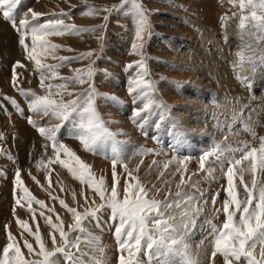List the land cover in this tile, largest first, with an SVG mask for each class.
<instances>
[{"label": "rangeland", "instance_id": "rangeland-1", "mask_svg": "<svg viewBox=\"0 0 264 264\" xmlns=\"http://www.w3.org/2000/svg\"><path fill=\"white\" fill-rule=\"evenodd\" d=\"M136 2L146 11L148 18L149 26L141 34L142 39L136 36L138 17L130 0H20L14 12L17 25L24 18L31 25L55 19H62L65 25H75V29H66L62 35L46 37L49 44L59 47L47 51L37 49L41 64L56 66L51 69H38L35 61L27 58V52L19 44L20 33L0 14V259L3 248L10 242L8 231L16 237L26 259H38L24 247L23 242L27 240L38 251L34 236L19 226L18 218L26 221L33 232L38 224L39 232L51 250L53 229L46 223L45 216L52 217L53 223L62 220L66 232H70L74 223L72 214L61 206L60 200L81 213L101 203L87 184L81 183L56 162L53 142L41 135L40 127L57 129V143L71 149L90 166L96 177L104 176L111 188V143L87 151L74 136L73 118L63 121L51 113L44 115L30 107L36 97L50 96L65 102L77 97L83 100L87 90L94 85L96 111L109 131L116 134V140L121 142L123 163L118 162L116 166L121 193L127 179L123 164H127L133 176L150 190L151 198L175 202L178 192L195 197L202 211L193 214L195 223L187 229L185 239L189 250L200 264H224L220 254L214 261L210 260L212 230L207 221L217 227L224 222L223 211L217 213L215 209H222L227 199L228 182L214 157L205 161V169H215L212 173L214 179H209L206 171L200 169V158L211 150L214 142L233 147L247 142L250 147L259 148L260 137H264V32L258 31L251 20L246 21L245 28L241 29V18L250 17L253 9H241L239 0ZM89 7L108 11L85 15ZM33 11L42 15L33 19ZM256 11L257 15H264L259 9ZM26 43L31 47L30 36ZM133 44L137 49H133ZM194 45L197 48H193ZM7 47L11 50L5 52ZM87 53L91 55L85 56ZM141 61L144 68L139 66ZM17 62L23 67L17 66ZM198 63L204 64L203 68ZM89 68L93 69L90 78L86 75ZM196 68L199 69L197 72ZM78 75L86 82L81 84L75 80ZM137 80L150 82L151 87L144 89L146 96L142 95L141 89L129 91L130 87H135L133 81ZM65 84L66 89L57 87ZM149 100L152 103L145 109L144 104ZM193 101L194 106L187 104ZM187 117L190 122L194 121L196 129L183 132L181 128L186 127L183 120ZM245 123L253 129L255 136L245 130ZM149 149L151 151H144ZM235 155L239 158L241 153ZM60 159L67 157L60 153ZM248 164V161H242L241 166L247 168ZM228 167L225 164L224 170ZM17 171L23 187H27L33 197L44 201L46 208H40L34 201L29 204L22 188L16 184ZM182 176L184 184H180ZM252 178L251 172H244L243 180L249 187ZM257 179L264 182V174L258 171ZM234 183L239 198L244 199L243 184L238 178ZM214 197L216 203L213 206ZM17 199L20 204L16 203ZM29 208L35 210V217ZM167 211L178 210L174 207ZM98 215L102 221L100 227L92 220L84 221V227L100 237L103 255L86 243L80 244L79 251L76 248L70 251L85 264H92L90 257L93 255L100 257L104 264H119L121 251L115 238L118 221H110L108 209ZM55 235L59 245V233ZM77 235L79 233L71 232L69 239L74 240ZM81 240H85L83 235ZM81 252L87 255L81 257ZM123 255L140 264H157L155 259L149 262L143 247L131 256L126 251ZM56 259L59 264H69L62 255ZM233 264H246V261L242 258Z\"/></svg>", "mask_w": 264, "mask_h": 264}, {"label": "snow or ice", "instance_id": "snow-or-ice-1", "mask_svg": "<svg viewBox=\"0 0 264 264\" xmlns=\"http://www.w3.org/2000/svg\"><path fill=\"white\" fill-rule=\"evenodd\" d=\"M130 2L133 4L138 17L136 36L138 39H142L141 34L149 26L146 11L136 0H130ZM19 3L20 0H0V14L6 21H10L13 28L20 33L19 44L27 52V58L35 61L38 69L56 67L41 64V60L38 58L40 53H38L37 49L47 51L48 48L55 49L59 47L58 45L49 44L46 37L49 35H62L66 29H75V25H65L62 19L31 25L27 18L21 19L19 25H17L14 12ZM239 5L241 9L245 7L253 9L250 17L241 18V29L245 28L246 21L251 20L258 31L264 32V15H257L256 11L259 9L264 12V0H239ZM101 10L108 11V9L89 7L84 14L91 15ZM40 15L42 14L34 11L31 13L33 19ZM92 30L94 29H79L78 31ZM29 36L31 38V47L26 43ZM132 47L134 50L137 49L135 44ZM140 47L142 48V45ZM84 55H91V53ZM241 59H244L242 54ZM17 66L23 67L19 62H17ZM139 66L141 68L145 67L142 61L139 62ZM92 74L93 69L89 68L86 75L90 78ZM74 79L81 84L86 82L80 75ZM133 84L135 87H130L129 91L135 92L137 89H141L144 96L147 95L144 89L151 87L150 82L143 80L133 81ZM48 87L51 89V85ZM57 87L66 89L67 85H58ZM94 93L95 87L91 85L83 100L77 97V99L65 102L63 99H52L50 96L36 97L31 102L30 107L33 111H41L44 115L51 113L63 121L73 118L74 136L87 151H94L98 146H103L110 142L113 180L111 188L109 189L104 176L96 177L91 172L90 166L81 161L71 149L66 145L57 143L55 135L57 129L40 127L41 135H45L53 142L52 147L56 153V162L67 168L74 178L79 179L81 183L87 184L99 196L101 203L94 207H89L81 213L75 208L68 207L65 201L60 200L61 206L67 208L72 214L74 223L70 226V232H66L62 220L59 223H53L52 217L45 216L46 223L51 225L53 229L51 234L53 248L51 250L47 248L39 232L38 224L36 231L33 232L26 221L18 218L17 223L19 226L34 236L38 244V251L27 240L23 242L24 247L29 254L38 257V259H26L16 237L12 235L11 231H8L7 238L10 242L2 250L0 264H59L56 259L58 255H62L69 264H85L82 259L76 257L70 251L72 248H76L79 251L81 243L90 245L102 256L104 248L101 246L100 237L88 232L84 227V221H95L96 226L100 227L102 221L98 214L105 209L109 210L110 221L113 223L118 221L115 228V238L121 251L119 264H140L139 261L126 259L123 253L126 251L131 256L134 251L139 252L142 247L148 254L149 262L155 259L157 264H200V261L193 257L185 239L189 225L195 223L193 214L198 215L202 211L198 207L199 201L193 196L179 192L176 193L175 202L173 200L161 201L151 198L150 190L143 186L138 177L133 176V173L128 170L127 164H123L127 179L123 193H121L120 176L116 172L117 163H123L121 160V142L116 140V134L109 131L96 111ZM25 95H28V93H25ZM32 95L34 96L35 94ZM57 95L62 96L63 93H57ZM68 95H73V93H68ZM151 103L152 101L149 100L148 103L144 104V108L147 109ZM73 114H75V117H73ZM136 115H140L139 111L136 112ZM234 119H237V117L234 116ZM30 122L32 121L30 120ZM244 128L255 136L253 129L247 123L244 124ZM260 141L259 148L250 147L247 142H243L242 145L237 147H233L231 144L225 145L214 142L211 150L205 152L200 158V169L206 171L209 179H214L212 173L215 169H205V161L209 157H214V162L220 167L228 182L226 189L227 199L224 200L222 209H215L217 213L221 210L223 211L225 214L224 222L220 227H217L210 220L207 221L212 230L213 250L210 257L211 261H214L217 254H220L223 257L224 264H233V261L239 262L242 258L246 261V264H264V182H259L257 179L258 171L264 174V137H260ZM144 151L148 152L151 150ZM237 152L241 153L239 158L235 155ZM60 153H64L67 159H60ZM242 161L249 162L247 168L241 166ZM51 162L49 161V163ZM225 164L229 165L226 171L224 170ZM246 171L251 172L253 175L251 187L244 183L243 180V174ZM237 178L244 186L246 193L244 199L239 198V193L236 190L234 181ZM184 183L185 180L182 176L180 184ZM16 184L22 188L24 197L29 204L34 201L42 209L47 207L44 201L36 199L31 195L27 187H23L19 171L16 173ZM190 186L194 187L195 185ZM218 195L219 193H216V196ZM73 196L75 198V194ZM200 196L202 199V192ZM54 199L56 198L54 197ZM84 199L86 202L88 201L87 196ZM16 203L20 204L21 201L17 199ZM92 203L95 204V201L93 200ZM203 203L206 204L208 202L203 201ZM215 203L214 197L212 200L213 206ZM174 207L178 211H167ZM29 211L33 212V217H35V210L29 208ZM49 211H54V209H49ZM41 215H43V212H41ZM57 232L60 236L59 245H57L55 235ZM71 232L79 233V235L74 240H70L69 235ZM81 235L85 237V240H81ZM10 252L12 253L11 256L9 255ZM84 255H87V253H80L81 257ZM90 260L92 264H104V261L95 255L91 256Z\"/></svg>", "mask_w": 264, "mask_h": 264}, {"label": "bare ground", "instance_id": "bare-ground-1", "mask_svg": "<svg viewBox=\"0 0 264 264\" xmlns=\"http://www.w3.org/2000/svg\"><path fill=\"white\" fill-rule=\"evenodd\" d=\"M208 5H209V3H208ZM39 6H40V5H39ZM210 6H211V4H210ZM211 7H212V6H211ZM40 11H41V10H40ZM207 12H208V11H207ZM210 13H212V12H210ZM207 24H208V23H207ZM4 26H5V25H4ZM205 26H206V25H205ZM205 26H204V27H205ZM204 30H205V29H204ZM205 34H206V33H205ZM204 36H205V35H204ZM7 37H8V36H7ZM198 43H199V42H198ZM196 44H197V43H196ZM194 46H195V47H194ZM194 46H192V47H193V48H197L196 45H194ZM7 49H8V50H7ZM7 49L5 48V52H6V51H9L10 48L7 47ZM10 50H11V49H10ZM200 52H201V51H200ZM8 53H11V52H8ZM185 53H186V52H185ZM201 53H202V52H201ZM12 54H13V53H12ZM12 54H10V55L12 56ZM186 54H187V53H186ZM14 56H15V55H13V57H14ZM180 57H181V59H182V56H180ZM183 57H184V56H183ZM194 57H196V56H194ZM201 57H203V56L201 55ZM14 58H15V57H14ZM192 58H193V57H191V59H192ZM198 58H200V57H198ZM193 59H194V58H193ZM200 59H202V58H200ZM203 60H204V59H203ZM193 62H195V61L193 60ZM199 62H200V61H199ZM196 63H197V62H196ZM184 64H185V63H184ZM198 64H199V63H198ZM194 66H198V65H194ZM199 66H201V68H203L204 64H203V66H202V64H201V65L199 64ZM201 68H200V69H201ZM196 69H197V70H195V72H197V71L199 70L198 68H196ZM196 75H198V74L196 73ZM194 77H195V76H194ZM197 77H198V76H196V78H197ZM0 82H1V81H0ZM205 85H206V84H205ZM207 85H208V84H207ZM233 86H234V85H233ZM228 90H232V88H231V89L228 88ZM238 92H239V91H238ZM240 94H241V93H240ZM238 95H239V94H238ZM238 95H237V96H238ZM241 96H242V95H241ZM241 96H239V97L241 98ZM241 99H242V98H241ZM255 101H256V100H255ZM244 103H245V102H244ZM187 104H188V105H191V106H194V104H196V103L193 101V102H191V103H187ZM260 104H261V103H260ZM221 105H222V104H221ZM221 105H220V106H221ZM222 106H223V105H222ZM222 106H221V108H222ZM216 107H217V106H216ZM218 107H219V105H218ZM224 107H225V106H224ZM263 108H264V106H263ZM263 108H262V109H263ZM216 109H217V108H216ZM218 109H219V108H218ZM256 109H257V108H256ZM183 121L186 123V127H182V128H181V130H183V132H184V131H187V130L193 131L194 129H196V125H195L194 121H193V122H190L188 117L185 118ZM19 123H20V122H19ZM19 123H18V124H19ZM193 123H194V124H193ZM20 124H21V123H20ZM21 125H22V124H21ZM21 125H20V127H21ZM23 126H24V125H23ZM15 130H16V129H15ZM23 130H24V129H23ZM127 130L130 131L131 129H130V128H127ZM17 131H18V130H16V132H17ZM16 132H15V133H16ZM123 132H124V131H123ZM21 133H23V132H21ZM216 133H218V132H216ZM219 133H220V131H219ZM222 133H223V132H222ZM26 134H27V133H26ZM29 134H30V133H29ZM29 134H28V135H29ZM127 134H128V136H129V135H131L132 133H131V134L127 133ZM240 134H242V133H240ZM218 135H219V134H218ZM236 135L239 136V134H236ZM25 136H26V135H25ZM25 136H24V137H25ZM131 136H132V135H131ZM188 136H189V135H188ZM222 137H223V136H222ZM230 137H231V136H230ZM230 137L228 138L229 140L231 139ZM236 137H237V136H236ZM236 137H235V138H236ZM133 138H134V137H133ZM188 138H191V136H189ZM224 138H225V137H224ZM237 138H238V137H237ZM232 139H233V138H232ZM232 139H231V140H232ZM233 140H234V139H233ZM238 140H239V138H238ZM23 143H24V142H23ZM187 143H188V141H187ZM24 144H25V143H24ZM22 152H23V151H22ZM186 159H187V158H186ZM2 200H3V199H2Z\"/></svg>", "mask_w": 264, "mask_h": 264}]
</instances>
